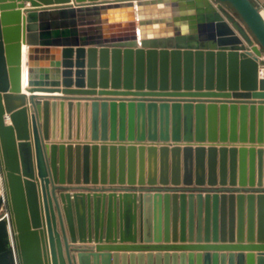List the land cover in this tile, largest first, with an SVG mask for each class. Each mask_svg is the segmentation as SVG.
I'll list each match as a JSON object with an SVG mask.
<instances>
[{
    "label": "water",
    "instance_id": "1",
    "mask_svg": "<svg viewBox=\"0 0 264 264\" xmlns=\"http://www.w3.org/2000/svg\"><path fill=\"white\" fill-rule=\"evenodd\" d=\"M257 1L0 0L2 264H264V193L105 188H264Z\"/></svg>",
    "mask_w": 264,
    "mask_h": 264
},
{
    "label": "crops",
    "instance_id": "2",
    "mask_svg": "<svg viewBox=\"0 0 264 264\" xmlns=\"http://www.w3.org/2000/svg\"><path fill=\"white\" fill-rule=\"evenodd\" d=\"M255 5H259V2L257 0H252ZM26 7H29V4H25ZM264 12L262 9L261 12ZM62 56V54H60ZM71 62H74V54L72 53L71 56ZM74 70V69H73ZM74 77H72V82H74ZM58 96V95H56ZM62 96V95H60ZM77 98H85V97H77ZM111 98V97H109ZM112 98H119V97H112ZM123 98V97H120ZM126 98H131V97H126ZM144 100H152V98H143ZM154 99V98H153ZM196 100H203V99H196ZM207 101V100H206ZM224 101V100H217V102ZM227 102H236V103H252L254 101L251 100H243V99H230ZM121 186H114V187H107L109 190H114L116 191L117 189H122L125 188ZM129 188V187H128ZM208 188H218V189H208ZM196 187V186H191V187H172V186H154V187H132L129 189L132 190H139L141 192H148V193H170V192H185V193H264V188H230V187ZM114 254V253H112ZM117 257H115V264H179L177 257L179 256V253H174V252H119L116 254Z\"/></svg>",
    "mask_w": 264,
    "mask_h": 264
},
{
    "label": "bare ground",
    "instance_id": "3",
    "mask_svg": "<svg viewBox=\"0 0 264 264\" xmlns=\"http://www.w3.org/2000/svg\"><path fill=\"white\" fill-rule=\"evenodd\" d=\"M261 14L264 17L263 11L261 12ZM27 76L28 75H27V64H26V47L22 46V51H21V89L22 91L26 90Z\"/></svg>",
    "mask_w": 264,
    "mask_h": 264
},
{
    "label": "built area",
    "instance_id": "4",
    "mask_svg": "<svg viewBox=\"0 0 264 264\" xmlns=\"http://www.w3.org/2000/svg\"><path fill=\"white\" fill-rule=\"evenodd\" d=\"M258 76L260 78L264 79V56L263 55L261 57H259V59H258ZM91 188H95V189L100 190V189H103L104 187L98 186V187H91ZM105 188H107V187H105ZM129 188L125 187V188H122V189H117L116 192L123 191V190L141 192L139 190H132V189H129ZM107 190H109V189L107 188L106 191Z\"/></svg>",
    "mask_w": 264,
    "mask_h": 264
},
{
    "label": "rangeland",
    "instance_id": "5",
    "mask_svg": "<svg viewBox=\"0 0 264 264\" xmlns=\"http://www.w3.org/2000/svg\"><path fill=\"white\" fill-rule=\"evenodd\" d=\"M208 189L214 190V189H218V188H208ZM2 198H4V200H5V193H4V186H3L2 174H1V171H0V200ZM6 213H7L6 202H4V203L2 202L0 204V217H2ZM0 264H2V262H0ZM10 264H12V262H10Z\"/></svg>",
    "mask_w": 264,
    "mask_h": 264
}]
</instances>
